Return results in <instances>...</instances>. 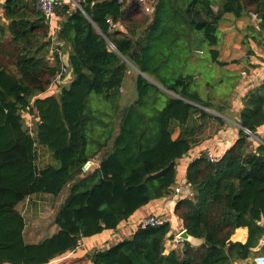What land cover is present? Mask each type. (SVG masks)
Segmentation results:
<instances>
[{"label":"trees","instance_id":"trees-1","mask_svg":"<svg viewBox=\"0 0 264 264\" xmlns=\"http://www.w3.org/2000/svg\"><path fill=\"white\" fill-rule=\"evenodd\" d=\"M3 1L0 264H49L60 257L61 264H234L264 253V245L253 251L264 240V137L259 143L243 131L255 134L264 125V81L246 92L233 118L229 101L237 78L223 70L227 63L218 60L216 49L225 15L236 20L255 15L259 22L245 26L242 44L248 57L253 55L249 41L264 48V0H150L153 10L146 15L135 0H79L81 9L63 0L54 9L61 18L56 40L71 47L72 80L57 96L43 98L60 68L57 55L52 63L47 58L50 28L36 0ZM139 14L147 19L138 21ZM108 19L119 28H110ZM204 44L210 67L221 74L215 81L205 79L202 95L201 74L186 67ZM128 72L135 75L137 98L118 112L114 125L108 116L122 101L119 90ZM226 80L230 90L218 97V85ZM92 94L109 106L92 110ZM25 110L35 118L32 131L21 116ZM231 120L239 126L237 139L216 162L201 155L188 163L185 182L192 195L173 206L174 218L202 240L200 245L184 242L181 255L164 254L165 241L173 239L166 222L137 228L108 248L83 252L82 239L115 230L151 201L173 195L178 160L199 143L209 122L221 128ZM175 128L179 135L173 139ZM38 148L46 149L53 162L38 167ZM89 159L98 160L99 167L83 175ZM64 188L68 195L55 214L57 231L26 244L17 205ZM239 228L247 230L244 243L231 240Z\"/></svg>","mask_w":264,"mask_h":264},{"label":"crops","instance_id":"crops-1","mask_svg":"<svg viewBox=\"0 0 264 264\" xmlns=\"http://www.w3.org/2000/svg\"><path fill=\"white\" fill-rule=\"evenodd\" d=\"M73 1H71V3ZM140 8H141V5H140ZM44 19H45V17H44ZM233 19H234V17H233ZM45 21L47 22V24H48V26L50 28L49 36L46 39L47 41L50 42L49 50L47 51L48 52L47 53L48 60H51V63L54 62V56L57 55V57L59 59V62H60V66L64 65V66L70 68V66H69V57L71 55V47H70V45L64 44V43H59L55 39V42H56L55 44H57V45H55V47H54L52 42H51V38H50V34L53 31L55 32V36H56V34H57L58 30H59V27H60L61 18L56 16V15L54 16V14H53V17H52L50 22L48 20H46V19H45ZM237 22L238 23L241 22V26L239 28L237 26H233V27L235 29V32H238L240 34V32H243L242 24H243L244 21L241 20V19L235 20V23H237ZM257 22H259V20ZM120 29L123 30L122 27ZM123 31H125V30H123ZM227 34L233 35L234 32L233 31H229V32H227ZM249 46H250V44H249ZM53 47H54V49H56L57 52L55 51V52L52 53V48ZM250 48L253 51L252 58H254V59H253V61L251 60L249 62V66L248 67L243 68V69L241 68L239 70L238 77L236 79L237 80L236 81L237 82L236 86H235V88L232 90V92L230 94L231 97H230L229 105H232V106H231V110L229 112L234 113V117L233 118H235V119H236V115L243 108L242 101H241L243 96L246 94V92L248 90L252 89L254 87V85L255 84L257 85V83H258V82L252 83V84L247 83L241 77L240 73L242 72V70L249 69L250 67L253 68V69L256 68L257 67L256 63H258L264 57V48L257 47L255 45V43H253V42H252V46H250ZM220 55H221V53L219 51V56ZM218 60H219V58H218ZM219 61H221V60H219ZM224 63H226V62H224ZM237 67L239 69L240 65H237ZM129 73L130 72H128V74ZM131 73H133V72H131ZM128 78L129 77L127 75L126 76L127 81H128ZM134 78H135V75H134ZM66 79H67V81L64 82L63 85L60 86L58 90H54V89L49 90L48 89L46 93L40 95V98L47 97V96H50V95L57 96L60 93L61 89L63 87H65V86H68L69 83L71 82L72 74L70 73V71H69V74L66 76ZM130 84L132 85V83H130ZM123 88H124V86L121 87V89L119 90V93H121V90ZM123 95L124 94L121 95L122 101H120L119 104L117 105V107L114 108L113 113L108 116V118H111V119L113 118L114 125L117 123L116 120L114 119V117L118 115V112L121 109H123L126 105H128L130 103H133L135 101V99H128V98L127 99H123ZM123 102H127V103H123ZM106 108H103V109H106ZM23 115L21 113L22 118H24V119L28 118L29 119L28 122H30V124H31V118H32L33 127L32 128L28 127L29 130L32 131V129L34 128L35 118L32 115H30L28 111L26 112V110L23 111ZM209 123L207 125H209ZM261 127L258 128L257 131L261 130ZM238 128H239L238 127V123L235 120L234 121H232V120L230 121V126H223L221 128L214 129V132L212 134H209V133L205 134V127H204L203 133L199 136L200 137L199 138L200 139L199 143L197 145L193 146L177 162V166H176L177 181H176L175 185L171 187L173 195L167 196L166 199L162 198V199L151 201L146 206H144L141 209L137 210L126 221L121 222L117 226V228L115 230H104L101 233L96 234V235H94L92 237L82 239L81 240V246H79V247H81V249H83V252L85 253V252H90V251H92L94 249L108 248V247L112 246L113 244H115V243H117L119 241H122L123 239L130 238L133 235V233L135 232L136 228H137V223L141 219H143L144 217H147L148 215L153 214V213L161 215L162 218H165V219L168 220V222H170L171 227H172L171 234L173 236H175L178 232L183 230V228L181 226L180 221L175 219L174 216L172 215L173 206L175 205V202L177 201L178 198H181L179 195H175L174 194L175 193L174 192V188L180 186L181 190L185 189L184 192H183L184 195H187V194H189L190 196L192 195L191 190L189 189V187H185L184 185H182V183L185 180V171H186L188 163L191 160H193V159L197 158L198 156H200L207 149H210L212 147V145H213L214 152L218 156H220L222 151L225 148L229 147L237 139V137H238ZM178 135H179V129L175 128L174 132L172 134V138L175 139V138L178 137ZM218 141H221V142L223 141V143L218 142ZM65 189H68V188H65ZM166 200L169 203L164 205V202ZM52 230L53 231L51 233L54 234V232L57 231V228L56 229L53 228ZM33 231H35V230L33 229ZM26 232H27L26 230H24V232H23L24 240H25ZM27 236L28 235H26V237ZM36 236L38 237L37 232H36ZM37 237H32L33 239H29L30 242H31L30 244H34L35 242H39V241H37L38 239H36ZM246 238H247V230L245 228H239V229L235 230L234 234L231 237V240L233 242L244 243L246 241ZM169 241L165 242L164 253L167 254L170 251H175L176 253L181 255L182 254V249H183V244L174 245L172 242L169 243ZM260 241L264 242V240H260ZM254 252H257V251H254ZM250 260H251V258H249L246 261L236 262L234 264H250L249 263ZM55 261H56V259H54L49 264H52Z\"/></svg>","mask_w":264,"mask_h":264},{"label":"rangeland","instance_id":"rangeland-1","mask_svg":"<svg viewBox=\"0 0 264 264\" xmlns=\"http://www.w3.org/2000/svg\"><path fill=\"white\" fill-rule=\"evenodd\" d=\"M76 3H78L79 0H75ZM3 0H0V25L3 24L6 26L7 22L3 19V9L1 5L3 4ZM216 10V8H214ZM147 19L146 16L139 14L137 15V20L140 22L145 21ZM235 18L233 19V16L231 15H225L223 19L220 21L218 28V31L216 33L219 43L216 49L220 51L221 55L219 56V60L222 62H226L227 66L223 68L224 71L230 72L232 74V80L236 79L238 77V72L242 68H246L249 66V62L254 58L252 56L247 55V47L246 45L242 44V40L244 39L245 34V26L256 24L255 19L250 16V20L247 19H241L243 20V32H235V29L233 26H237L238 28L241 26V22L235 23ZM137 33L139 30H136ZM233 31L234 34H227V32ZM250 46H252V42L249 41ZM211 56L209 53V48L207 45H203L202 47V53L201 55H193V58L191 60L189 59V63L186 67V71H188L191 74L198 73L201 74L199 77L200 79V93L202 95H205L207 93L205 82L206 78L209 80L212 79V81H215L213 77L220 76L221 72L218 67L213 66V68L210 67V61ZM235 61V63H233ZM237 65H240L239 69ZM197 74V75H198ZM128 81L125 78L124 83L122 86L124 88L121 90V95H123V99H136L137 94L134 87V74L129 73L128 74ZM229 80L225 81L224 85H218L217 88V96H224L229 92L230 90V83ZM228 82V83H227ZM132 83V85L130 84ZM101 97L92 94L89 98V107L94 110L98 108H106L109 105L106 104L104 100L100 99ZM127 103V102H123ZM163 106V103L161 104ZM232 106V105H231ZM99 110V109H98ZM100 112V110H99ZM23 115V112H22ZM24 116V115H23ZM24 119V118H23ZM29 119H24L25 126L28 128L33 127V122L31 118V124L28 122ZM232 123V122H231ZM30 124V125H29ZM28 128V129H29ZM214 129H218V126L215 122H210L209 125H206L205 127V134H212L214 132ZM38 167H43L47 163L53 162V159L51 158L50 153L44 149V148H38ZM68 195V189H63L58 195H49V194H34L28 198H26L23 202L17 205L16 210L23 216L25 227L24 230H26V237L25 235V243L30 244L29 239H33L32 237H38L37 241H42L46 238H49L52 236L53 233H51L54 229H56V226L54 225V218L55 214L58 211L60 205L65 200L66 196ZM30 208V209H29ZM33 229L36 231H33ZM35 242V243H39ZM34 243V244H35ZM116 244V243H115ZM114 245V244H113ZM256 255H264V253H257ZM254 255V256H256ZM253 256L251 257L252 260ZM58 260V261H57ZM62 257L57 258L55 262L52 264H61ZM249 261V263L251 262ZM64 262V261H63ZM68 264V263H65Z\"/></svg>","mask_w":264,"mask_h":264},{"label":"built area","instance_id":"built-area-1","mask_svg":"<svg viewBox=\"0 0 264 264\" xmlns=\"http://www.w3.org/2000/svg\"><path fill=\"white\" fill-rule=\"evenodd\" d=\"M71 1H73V0H71ZM127 1L131 2V0H127ZM135 1L139 4V6L141 5V9H142L143 14L146 15V14L152 13V10H153V2L152 1H150V0H135ZM62 2H63V0H36V8L45 17V19L50 22L52 17H53V14H54V9L57 6H61ZM118 2L122 3L123 0H118ZM72 4L76 8L81 9L79 4L76 3L75 0L72 2ZM252 17L255 19V21H258L256 19L255 15H252ZM107 23L109 24V27L112 29H118L119 28V26L117 24H114L110 19L107 20ZM50 38H51V42H52L53 46L55 47V45H57V44H55L56 43L55 42L56 36H55L54 31L51 32ZM54 47L52 48V53L56 51V49H54ZM49 61H51V60H49ZM256 65H257L256 68L253 69L250 67L249 69L242 70V72L240 73L241 77L249 84L256 83V82L260 83V82L264 81V57L258 63H256ZM68 74H69V68L64 66V65H61L59 70L56 72L54 78L52 79L48 89L49 90H52V89L58 90L59 87L62 86L63 83L67 81L66 76ZM258 83H257V85H258ZM254 86H256V84ZM243 131L247 135H249L252 140H255L257 142L259 140H261L262 137H264V126H262L261 130L257 131L255 134L251 133L250 131H248L246 129H244ZM257 138H258V140H256ZM218 142H221V141H218ZM221 143H223V141ZM201 155H203L210 162H216L219 158V156L213 150V145L210 149H207ZM200 156H198V157H200ZM98 167H99V161L98 160L89 159L82 165L81 173L83 175L89 174V173L93 172L95 169H97ZM182 185H184L185 187H188L186 185L185 180L182 183ZM184 190H181L180 186H178V187L174 188V192H175L174 194L179 195L181 198L189 197L190 196L189 194H187V195L183 194ZM166 198L167 197H164V199H166ZM168 203L169 202L166 200L164 202V205H166ZM166 222H168L167 219L162 218L161 215L153 213V214H150L147 217H144L143 219H141L137 223V228L160 226ZM180 232H178L175 236H173V239H168L166 241L168 242L170 240L169 243L172 242L174 245L183 244L184 241L182 239L178 238V235ZM78 244H79V246H81V241ZM164 250H165V247H164ZM250 264H264V255H256L255 257L252 258Z\"/></svg>","mask_w":264,"mask_h":264},{"label":"water","instance_id":"water-1","mask_svg":"<svg viewBox=\"0 0 264 264\" xmlns=\"http://www.w3.org/2000/svg\"><path fill=\"white\" fill-rule=\"evenodd\" d=\"M77 6H78V5H77ZM130 66H131L132 69L135 70L137 73L141 74V73H140L136 68H134L132 65H130ZM141 75H142L143 77L146 78V76H144L143 74H141ZM146 79H147V78H146ZM238 127H239V126H238ZM256 140H258V138H257ZM258 142L262 143L261 140H259ZM178 238H179V239H182L184 242H187V243L190 244L191 246H198V245H200V244L202 243V240L190 236V235L186 232V230H184V229L181 230V232H180L179 235H178ZM263 244H264V242H263V241H260L258 247H256V248L253 249V250H254V251H258V250L261 248V246H262Z\"/></svg>","mask_w":264,"mask_h":264}]
</instances>
